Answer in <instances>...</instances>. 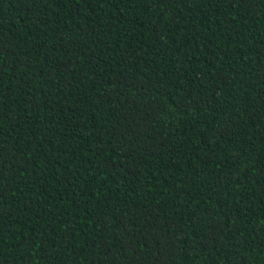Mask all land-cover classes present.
Instances as JSON below:
<instances>
[{
  "label": "trees",
  "instance_id": "obj_1",
  "mask_svg": "<svg viewBox=\"0 0 264 264\" xmlns=\"http://www.w3.org/2000/svg\"><path fill=\"white\" fill-rule=\"evenodd\" d=\"M0 264H264V0H0Z\"/></svg>",
  "mask_w": 264,
  "mask_h": 264
}]
</instances>
